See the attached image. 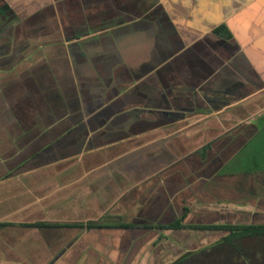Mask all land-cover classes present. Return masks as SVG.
Listing matches in <instances>:
<instances>
[{
    "label": "crops",
    "instance_id": "1",
    "mask_svg": "<svg viewBox=\"0 0 264 264\" xmlns=\"http://www.w3.org/2000/svg\"><path fill=\"white\" fill-rule=\"evenodd\" d=\"M0 224V264H171L264 225V4L0 0Z\"/></svg>",
    "mask_w": 264,
    "mask_h": 264
},
{
    "label": "trees",
    "instance_id": "2",
    "mask_svg": "<svg viewBox=\"0 0 264 264\" xmlns=\"http://www.w3.org/2000/svg\"><path fill=\"white\" fill-rule=\"evenodd\" d=\"M3 226L5 224H0V228ZM99 226L102 225L94 222L88 224V227ZM171 227L183 226L177 222ZM207 228L225 231L227 234L215 243L185 253L171 264H264V225Z\"/></svg>",
    "mask_w": 264,
    "mask_h": 264
},
{
    "label": "snow or ice",
    "instance_id": "3",
    "mask_svg": "<svg viewBox=\"0 0 264 264\" xmlns=\"http://www.w3.org/2000/svg\"><path fill=\"white\" fill-rule=\"evenodd\" d=\"M260 3H261V4H264V0H260Z\"/></svg>",
    "mask_w": 264,
    "mask_h": 264
}]
</instances>
